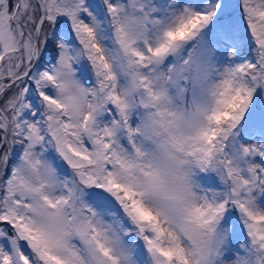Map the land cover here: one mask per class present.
Segmentation results:
<instances>
[{
  "label": "snow or ice",
  "instance_id": "1",
  "mask_svg": "<svg viewBox=\"0 0 264 264\" xmlns=\"http://www.w3.org/2000/svg\"><path fill=\"white\" fill-rule=\"evenodd\" d=\"M0 264H264V0H0Z\"/></svg>",
  "mask_w": 264,
  "mask_h": 264
}]
</instances>
